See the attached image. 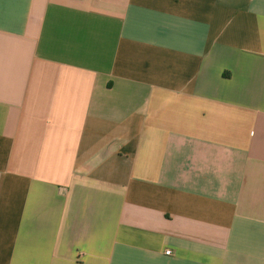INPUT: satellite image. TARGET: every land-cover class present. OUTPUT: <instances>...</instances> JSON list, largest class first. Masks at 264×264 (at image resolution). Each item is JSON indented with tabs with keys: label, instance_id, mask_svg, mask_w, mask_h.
Masks as SVG:
<instances>
[{
	"label": "crops",
	"instance_id": "obj_1",
	"mask_svg": "<svg viewBox=\"0 0 264 264\" xmlns=\"http://www.w3.org/2000/svg\"><path fill=\"white\" fill-rule=\"evenodd\" d=\"M0 264H264V0H0Z\"/></svg>",
	"mask_w": 264,
	"mask_h": 264
},
{
	"label": "built area",
	"instance_id": "obj_2",
	"mask_svg": "<svg viewBox=\"0 0 264 264\" xmlns=\"http://www.w3.org/2000/svg\"><path fill=\"white\" fill-rule=\"evenodd\" d=\"M167 255H171V251L166 252Z\"/></svg>",
	"mask_w": 264,
	"mask_h": 264
}]
</instances>
